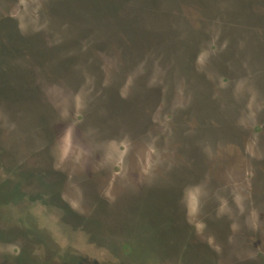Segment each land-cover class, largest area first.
Returning a JSON list of instances; mask_svg holds the SVG:
<instances>
[{"label":"rangeland","instance_id":"obj_1","mask_svg":"<svg viewBox=\"0 0 264 264\" xmlns=\"http://www.w3.org/2000/svg\"><path fill=\"white\" fill-rule=\"evenodd\" d=\"M0 264H264V0H0Z\"/></svg>","mask_w":264,"mask_h":264}]
</instances>
